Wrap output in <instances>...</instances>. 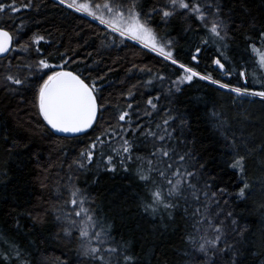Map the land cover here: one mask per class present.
Returning <instances> with one entry per match:
<instances>
[{
	"label": "trees",
	"instance_id": "16d2710c",
	"mask_svg": "<svg viewBox=\"0 0 264 264\" xmlns=\"http://www.w3.org/2000/svg\"><path fill=\"white\" fill-rule=\"evenodd\" d=\"M35 2L40 5L38 12L25 10L12 14V19L0 17V24H18L22 19L26 25L24 31L28 34L40 31L47 35L50 32L51 47L45 42H41L39 47L50 54L53 63H59L57 50L61 53L69 51L76 62L67 67L84 75L91 73L93 79L97 75L103 77L97 83L107 111L100 114L102 119L87 134L51 135L46 128H36L35 119H32L31 90L20 89L11 93L5 91L0 83V130H5V134L11 133L7 141L0 136V252L5 249L10 251L15 244L21 250V259L16 264H64L65 260L68 264H92L88 258L79 255V237L73 241L60 232L63 221L55 219L53 208V205L63 207L62 202L56 200L58 181L62 189L76 183L90 198L85 206L94 208L101 219L111 225L112 235L117 241H128L132 245L141 264H191L189 258L182 255L185 250H193L184 239L185 231H190L197 240L202 233L185 229V221L180 215L168 217L163 212L154 215L144 211L145 189L135 176V165L129 172L119 168L116 172L106 169L108 154L114 156V163H118L111 148H119L122 143L119 135L105 136L107 143L98 146L93 162L85 169H78L73 163L96 136L108 130V125L116 127L115 116L128 103H133V108L137 103L144 106L147 97L156 95L161 96L158 102L161 108L172 107L174 113L178 111L186 119L185 138L194 143L198 156L207 163L208 172L216 177V183L228 188L229 195L224 197L228 203H222L224 211H234L240 223L249 229L248 237L256 252L264 251L260 245L264 215L258 211L259 205L264 203V191L261 190L264 171L259 167L260 163H264V154L256 157V163L249 161L250 176L258 178L261 183L256 185L253 195L246 201L234 199L238 177L226 164L227 148L221 130L211 117L213 110L221 113L230 134L235 132L239 136L243 133L247 139L260 142L264 141V104L258 98H235L234 93L198 77L182 85L181 92L169 95V88H174L172 81L181 72L178 66L144 49L136 41L124 39L121 42L118 34L111 33L104 25L63 6H54V0ZM138 2L143 6L147 0ZM152 2L159 3L160 0ZM219 2L225 15H231L228 22L231 31L225 41L227 47L212 40L202 44L201 41L208 39L210 33L190 17L176 15L167 24L154 17L152 23L161 37L172 38L176 42L177 58L190 63L197 71L242 86L244 79L239 77V72L246 68L248 84L259 89L260 83L256 81L264 76V68L259 67L258 57L251 52L246 37L254 31L249 23L252 17L257 29L264 28V0H246L250 16L242 11L236 0ZM253 39H256L255 36ZM256 43L259 45V40ZM197 46L202 48L198 65L191 61V54ZM221 52L227 58L222 62L232 72L230 77L224 76L223 71L217 70L212 63ZM42 54H37L35 50L29 53L18 50L10 53L9 59L15 57L13 64L21 61L31 63ZM133 65L137 67L133 68ZM160 75L165 77L163 81L156 78ZM149 80L151 84L146 83ZM132 85H137L135 100L122 95ZM165 97L172 100L171 105ZM148 119L142 117L138 121L135 115L132 116L133 124L146 123ZM17 137L21 140L13 148L11 140ZM131 138L135 139L134 136ZM24 143L28 144L27 148ZM137 154L142 155L143 151ZM70 164L71 169L68 167ZM49 165L53 167L45 172ZM44 176L49 179L44 180ZM70 176L72 181L68 179ZM42 180L48 184L47 188L41 187ZM64 198H67L66 191ZM41 207L47 210L43 222L34 220ZM65 210L70 211V206ZM253 236L255 239H252ZM116 259L114 256L113 264ZM245 264H264V257L249 254Z\"/></svg>",
	"mask_w": 264,
	"mask_h": 264
},
{
	"label": "snow or ice",
	"instance_id": "6c2138e0",
	"mask_svg": "<svg viewBox=\"0 0 264 264\" xmlns=\"http://www.w3.org/2000/svg\"><path fill=\"white\" fill-rule=\"evenodd\" d=\"M236 2L241 5L242 11L250 16L246 0ZM54 6H63L98 20L111 33L118 34L121 42L124 39L136 41L144 49L178 66L181 72L172 81L174 88H169V95L181 92L182 85L191 83L198 77L210 81L222 90L234 93L235 98H258L259 102L264 104V76L256 81L260 83V88L257 89L248 84L246 68L239 72V77L244 79L242 86L234 85L231 81L214 79L209 73H201L190 63L177 58L176 42L172 38L161 37L152 23L154 17H159L165 24L176 15L190 17L210 33L208 39L201 41L202 44L206 45L212 40L227 47L225 41L231 31L228 24L231 15H225L219 0H160L159 3L147 0L143 6L138 0H54ZM25 10L38 12L40 5L35 0H0V17L12 19V14ZM249 23L254 31L246 40L251 52L258 57L259 67L264 68V28H256L254 17ZM241 24L244 25L243 20ZM25 27L22 19L18 24H0V83L4 90L11 93L19 92L20 89L31 90L32 119H35L37 129L46 128L51 135L87 134L88 130L93 129L102 119L100 114L107 111L103 97L99 95L101 87L97 83L103 77L97 75L93 79L91 73L84 75L67 67L68 64L76 62L69 51L61 53L57 50L59 63L51 62L50 54L39 47L41 42L48 43L51 47V33L45 35L35 31L28 34L24 31ZM253 36L256 39H253ZM256 40H259V45ZM18 50L25 53L35 50L37 54H43L31 63L21 61L19 64H13L15 57L9 59V54ZM201 52L202 48L197 46L191 54V61L197 65ZM226 59L221 52L212 63L217 66V70L223 71L224 76L230 77L232 72L227 70L225 62H222ZM136 67L133 65V68ZM84 71L88 72L87 66ZM156 78L161 81L165 79L162 75ZM253 79L256 80L255 77ZM146 83L151 84L152 81ZM134 89H137V85H132V88L122 95L135 100ZM165 99L168 100V105L172 104L171 99ZM160 100V95L149 96L144 106L137 103L135 108L133 103H128L126 108L115 116L116 127L108 125V130L96 136L80 152V158L73 163L78 169H85L87 164L93 162L98 146L102 147L107 143L104 137L119 135L122 141L119 148H111L118 158V163H114V156L108 154L106 169L116 172L119 168L129 172L135 165V176L145 189L144 211L154 215L163 212L168 217L180 215L185 221V229L190 228L202 233L197 240L190 231H185L184 239L193 250H185L182 255L188 257L191 264H245L249 254L264 257V251L257 253L252 246L248 237L249 229L240 223L236 213L224 211L222 203H228L224 199L229 195L228 188L220 187L216 183V177L208 172L207 163L202 162L198 156L194 143L185 138L186 119L178 111L174 113L172 107L161 108L158 104ZM133 115L138 121L142 117L149 119L146 123L133 124ZM211 117L216 127L221 130L227 148L226 164L238 177L234 199L246 201L253 195L256 185L261 183L258 178L253 179L250 176L249 161L256 163V157L264 154V141L249 140L243 133L239 136L235 132L230 134L226 120L215 110L211 112ZM10 135V132L5 134V130H0V136H4L6 141ZM133 136L135 139L131 138ZM19 140V137L11 140L13 148ZM24 147L27 148L28 144L24 143ZM141 151L142 155L137 154ZM51 167L53 165H49L44 171L47 172ZM68 167L71 169L72 165ZM259 167L264 171V163H260ZM43 179L47 180L49 177L44 176ZM68 179L72 181L73 177ZM41 187L47 188L48 184L42 180ZM261 190L264 191V186ZM55 191L57 202L63 204V207L53 205L55 219L63 221L60 232L65 238L76 241L77 236L79 237L80 256L88 258L92 264H113L114 256L117 257L115 264H141L140 258L132 250V245L128 241H117L112 235L111 225L102 220L94 208L85 206L90 198L76 183H72L70 188L64 186L62 189L57 181ZM69 206L70 211H66ZM258 211L264 215V203L259 205ZM46 213L47 210L41 207L34 220L43 222ZM29 215L32 213L29 212ZM173 222L175 223V219ZM261 235L260 245L264 249V232ZM20 259L21 250L15 244L11 246L10 251L5 249L0 252V264H16ZM64 264H68L67 260Z\"/></svg>",
	"mask_w": 264,
	"mask_h": 264
},
{
	"label": "water",
	"instance_id": "95a60500",
	"mask_svg": "<svg viewBox=\"0 0 264 264\" xmlns=\"http://www.w3.org/2000/svg\"><path fill=\"white\" fill-rule=\"evenodd\" d=\"M217 67V66H216ZM62 135H72V134H64V133H61Z\"/></svg>",
	"mask_w": 264,
	"mask_h": 264
},
{
	"label": "rangeland",
	"instance_id": "374dc122",
	"mask_svg": "<svg viewBox=\"0 0 264 264\" xmlns=\"http://www.w3.org/2000/svg\"><path fill=\"white\" fill-rule=\"evenodd\" d=\"M84 15V14H83ZM89 17V16H88ZM91 18V17H90ZM93 19V18H92ZM97 22H99L98 20H96ZM245 98H247V97H245Z\"/></svg>",
	"mask_w": 264,
	"mask_h": 264
}]
</instances>
